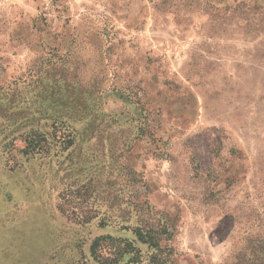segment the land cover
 <instances>
[{
    "label": "rangeland",
    "instance_id": "374dc122",
    "mask_svg": "<svg viewBox=\"0 0 264 264\" xmlns=\"http://www.w3.org/2000/svg\"><path fill=\"white\" fill-rule=\"evenodd\" d=\"M0 264H264V0H0Z\"/></svg>",
    "mask_w": 264,
    "mask_h": 264
},
{
    "label": "trees",
    "instance_id": "16d2710c",
    "mask_svg": "<svg viewBox=\"0 0 264 264\" xmlns=\"http://www.w3.org/2000/svg\"><path fill=\"white\" fill-rule=\"evenodd\" d=\"M42 119V118H41ZM35 118L33 117H21V123L19 125V129L22 131V128H28L29 126H32V123H34ZM36 122H38V126L37 127H33L31 128L28 132L26 133H22L21 131L17 134L14 135V138L11 140V145L13 143H16L18 138L21 139H25V143H26V149L25 151H28V149H36L37 145H35V141L33 140V138L36 137H41L42 135H46L44 132H42L41 127H39L42 124V121H38L36 120ZM53 127H55L54 125H52ZM51 126V127H52ZM52 127V128H53ZM71 145H73V141L71 140V142H69L68 146L70 147ZM10 146V144H9ZM91 221L92 219H87V221ZM102 225L104 226L105 223H102ZM133 235L136 237L137 241L143 245H148L149 247L153 248V249H158L159 247V243H158V239L156 238V234H155V230L153 228H149L148 230L138 226L135 228H132ZM106 240L108 241H113L116 243H119L120 245L117 246L115 252L113 253V255L116 257L115 261L114 260H110L108 258H105V261L111 262L114 261L115 263H117V260L125 257L127 254L130 253H140V249L135 245V242L130 241L128 239H114L113 237H101V238H97L95 239L91 249L93 250V254H96V250L101 249L102 248V242H106ZM121 244L123 245V247L121 246ZM153 259H156V256H152ZM102 259H104V257H102Z\"/></svg>",
    "mask_w": 264,
    "mask_h": 264
}]
</instances>
